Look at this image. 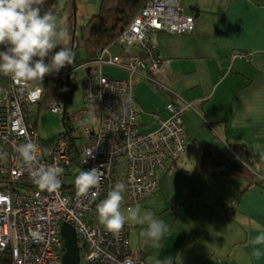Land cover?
<instances>
[{
	"label": "built area",
	"instance_id": "obj_1",
	"mask_svg": "<svg viewBox=\"0 0 264 264\" xmlns=\"http://www.w3.org/2000/svg\"><path fill=\"white\" fill-rule=\"evenodd\" d=\"M195 26V18L183 13L179 0H150L117 41L137 52L127 50L124 55L113 56L106 48L84 78L85 101L100 107L95 122L94 112L82 108L70 117L71 135L52 142H42L35 127V107L43 97V91L37 94L36 90L42 87L36 82L20 84L0 74V264H62L64 223L76 229L79 248L83 247L81 264H152L132 249L127 225L113 234L99 223L96 206L115 183L123 182L127 191L122 210L134 208L159 191L161 177L185 152L188 134L183 115L192 106L169 103L166 110L170 118L160 121L154 134L142 133L132 80H154L168 67L151 41L155 33L192 34ZM248 58L239 50L231 56L232 61ZM105 66L123 69L129 78H107ZM67 107L68 102L61 99L49 109L65 116ZM87 119L92 123L82 125ZM78 137L84 141L78 143ZM29 140L40 145V165L64 169L58 190H42L34 183L17 151ZM87 149H93L95 158L85 163ZM76 166L81 170L97 167L102 173L100 187L92 189L97 192L95 198L91 194L78 196L75 183L64 181Z\"/></svg>",
	"mask_w": 264,
	"mask_h": 264
},
{
	"label": "crops",
	"instance_id": "obj_2",
	"mask_svg": "<svg viewBox=\"0 0 264 264\" xmlns=\"http://www.w3.org/2000/svg\"><path fill=\"white\" fill-rule=\"evenodd\" d=\"M179 3L195 18L194 32L155 33L151 41L168 67L154 80L135 77L132 94L145 134L170 118L169 102L190 104L183 115L187 146L161 177L159 191L134 206L163 219L170 232L154 248L140 235L146 225L129 221V231L138 232L139 248L132 249L152 264L169 258L172 264H264V255L254 257L248 243L264 231V189L254 186L241 194L244 181L196 170L195 160L199 147L221 157L248 145L264 180V0ZM127 50L137 52L121 48L119 54ZM235 50L249 58L232 61ZM104 76L129 78L117 69Z\"/></svg>",
	"mask_w": 264,
	"mask_h": 264
},
{
	"label": "clouds",
	"instance_id": "obj_3",
	"mask_svg": "<svg viewBox=\"0 0 264 264\" xmlns=\"http://www.w3.org/2000/svg\"><path fill=\"white\" fill-rule=\"evenodd\" d=\"M44 4L45 0H0V45L5 46L4 50H0V74L20 84L42 83L45 76L58 73L75 61L74 51L60 46L69 36L68 13L58 17L51 11H45ZM42 91L40 88L36 90L37 94ZM90 123L92 119L81 121L82 125ZM17 151L40 189L56 191L60 188L64 169L57 165H40L39 144L29 140L20 144ZM84 157L85 163L90 158L94 159L93 149H87ZM101 176L97 167L80 170L75 177L77 195L85 197L91 194L95 198L97 192L92 189L100 187ZM126 191L125 183L117 182L107 197L97 204L99 223L113 234H119L129 221L146 225L140 233L145 244L160 248L162 239L170 232V226L150 211L142 212L139 208L122 210ZM248 243L254 257L264 255V231ZM157 264H172V260L157 261Z\"/></svg>",
	"mask_w": 264,
	"mask_h": 264
},
{
	"label": "trees",
	"instance_id": "obj_4",
	"mask_svg": "<svg viewBox=\"0 0 264 264\" xmlns=\"http://www.w3.org/2000/svg\"><path fill=\"white\" fill-rule=\"evenodd\" d=\"M149 1L150 0H102L99 12L93 15L88 23L81 28L80 36H76L72 44L65 45L62 43L60 46L69 47L73 51L81 48L86 54V59L81 61L79 66H87L86 71H88V69H93L91 65L98 59L101 51L106 48H111L114 45H119L117 41L123 31L131 24L133 19L142 11ZM73 2L76 3V0H73ZM43 7L45 11H51L58 17L61 14L59 10V0H45ZM4 47L5 46L0 45V50H4ZM50 56L48 59H50ZM72 81L71 75L65 77V75L59 76L57 73L45 76L42 83L40 81H35L43 89L42 100L37 106L38 116L35 123L36 129L39 113L42 110L49 109L52 103L61 99L66 100L68 103L72 100L77 89V85L73 84ZM172 103L175 102L172 101ZM70 117L71 116L67 113L62 122L66 127V131L63 135L66 136H70L71 130H73L70 125ZM77 140L78 143L84 141L83 138L80 139L79 137ZM52 141L53 140L49 142ZM195 160L197 162L196 170H203L206 174L223 175L244 181L245 188L241 194L246 193L254 186L264 189V180L260 178L255 171L252 150L248 145H236L230 154L221 157L212 155L207 148L199 147L196 149ZM230 164H232L230 169L226 171L225 168ZM76 167L79 173L81 166ZM71 175L73 176V173ZM80 249L82 252L83 247L81 245Z\"/></svg>",
	"mask_w": 264,
	"mask_h": 264
},
{
	"label": "rangeland",
	"instance_id": "obj_5",
	"mask_svg": "<svg viewBox=\"0 0 264 264\" xmlns=\"http://www.w3.org/2000/svg\"><path fill=\"white\" fill-rule=\"evenodd\" d=\"M102 0H76V3L70 0H59V10L61 14L59 17H62L65 12L68 13L67 27L69 36L63 42L65 45H70L74 42L76 36H80V31L83 26H85L93 15H96L100 10ZM45 10V9H44ZM76 26V29H75ZM75 31V34H74ZM120 46V47H119ZM121 45H114L111 48V53L113 56L120 55ZM131 50V49H130ZM129 50V51H130ZM132 51V50H131ZM125 51L124 53H126ZM75 61L73 65H67L62 68L57 75L68 76L71 66V78L73 84L77 85V89L72 97V100L68 103L67 113L72 116L76 112L80 111L82 108L91 109L94 112L95 117L93 122L97 119V116L101 113L100 107L94 102H86L84 99L85 96V81L84 78L87 74L85 69H81L79 63L86 59L85 52L78 48L74 51ZM115 69L124 71L123 69L117 67L105 66L103 68L104 74L112 73ZM37 110V107H35ZM62 114H54L50 109L42 110L39 113V119L37 124V133L42 142H49L55 140L58 137L62 136L66 131V127L62 123ZM78 174V168H73V176L65 178L64 181L69 185L75 183V176ZM129 240L131 241V246L134 249H138V232L136 229H132V232L129 231Z\"/></svg>",
	"mask_w": 264,
	"mask_h": 264
},
{
	"label": "water",
	"instance_id": "obj_6",
	"mask_svg": "<svg viewBox=\"0 0 264 264\" xmlns=\"http://www.w3.org/2000/svg\"><path fill=\"white\" fill-rule=\"evenodd\" d=\"M70 71H71V66H70ZM90 71L91 70L88 69L87 73L90 74ZM63 121H64V116L62 118V122ZM231 165L232 164L228 165L225 168V170L226 171L229 170ZM61 236L64 240V245H65V253L62 257V264H81L78 236L74 226L64 223L61 228Z\"/></svg>",
	"mask_w": 264,
	"mask_h": 264
}]
</instances>
